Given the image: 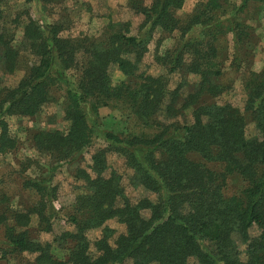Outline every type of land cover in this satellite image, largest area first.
I'll return each mask as SVG.
<instances>
[{
	"label": "trees",
	"instance_id": "trees-1",
	"mask_svg": "<svg viewBox=\"0 0 264 264\" xmlns=\"http://www.w3.org/2000/svg\"><path fill=\"white\" fill-rule=\"evenodd\" d=\"M4 3L0 0V60L7 72L15 70L20 58L31 63L15 84L2 85L0 79V115H34L60 81L55 66L75 69L74 82L63 77L67 130L37 131L34 145L52 160L53 171L98 139L106 143L93 151L89 164L75 169L84 188L76 194L70 216L74 230L62 235L66 257L54 256L48 243L33 240L26 229L31 214L43 217L53 194L45 182L53 173L44 185L35 179L24 182L41 194L36 203L0 214L8 245L35 253V264H264V69L245 78L243 110L230 103H198L203 94L223 91L213 82L223 72L221 37L232 32L236 41H242L246 35L239 24L227 26L216 19L219 0L204 1L184 19L176 14L184 0H151L148 5L128 0L143 16L141 27L149 23V31L159 27L179 32L182 49L171 58L170 67H183L187 55L185 67L200 75L198 87L184 94L179 85L168 87L163 75L138 73L149 36L131 33L129 22H110L102 40L91 41L62 36L57 24L43 28L29 20L15 48L1 26ZM198 25L203 26L198 37L185 40ZM112 65L123 75L117 83L111 81ZM114 99L126 101L136 117L153 125L152 133L122 138L101 131L89 110L97 114L100 106ZM191 105L195 107L189 124L178 125L179 111ZM15 146L16 138L2 117L0 152ZM114 152L131 171L128 183L145 195L135 199L128 195L123 173L109 167L108 156ZM189 152L223 163L228 173L237 172L245 181L243 189L224 196L219 174L191 160ZM109 220L118 229L107 226ZM98 227L101 234L91 240L86 232ZM237 241L246 246L245 259L238 257Z\"/></svg>",
	"mask_w": 264,
	"mask_h": 264
},
{
	"label": "rangeland",
	"instance_id": "rangeland-1",
	"mask_svg": "<svg viewBox=\"0 0 264 264\" xmlns=\"http://www.w3.org/2000/svg\"><path fill=\"white\" fill-rule=\"evenodd\" d=\"M148 5L151 0H138ZM206 0H184L180 9L176 11L178 17L184 19L192 13L196 6H203ZM221 8L217 10L216 19L222 20L227 26L239 24L246 33L242 41H236L232 32L221 37L219 41L220 62L222 75L215 78L223 91L219 95L203 94L198 103L223 104L230 103L243 110L247 96L245 94V78L249 72H259L264 69V3L260 0H219ZM33 20L43 28L50 24H57L62 36H70L91 41L102 40L108 23L129 22L131 33H148L147 50L138 63V73L163 75L170 88L180 86L181 92L187 93L196 89L200 82V75L191 73L185 65L189 57L185 55L183 67L172 69L171 58L182 49L183 39L179 32H166L159 27L149 31V23L141 27L143 16L128 4V0H5L3 5L4 27L16 48L22 40L24 24ZM203 26H194L185 35L188 38L198 37ZM30 61L19 59L17 67L12 72L5 71L0 60V79L2 85L15 84L25 73ZM57 84L50 91L49 99L43 103L34 115H0L4 117L8 131L16 138V146L10 150L0 152V214L10 215L13 209L28 208L40 198V193L31 187H25L24 182L29 179L40 181L42 185L53 173L51 180L45 182L52 189L48 206L44 207L43 217L30 215V223L26 227L33 240L48 243L50 251L58 258L67 255L66 240L62 235L66 231L74 230L70 216L74 212L75 196L82 191V183L75 177L78 165L90 163V156L97 147L106 143L98 139L95 144L82 152L76 159L61 162L52 170L54 163L45 153L39 152L33 141L37 131L58 129L66 131L69 121L65 118L64 108L67 104V81H75L77 70L59 69ZM111 81L117 83L123 79L122 73L115 65L110 67ZM64 77V78H63ZM63 78V79H62ZM181 101L179 102V106ZM195 105L181 109L176 117L178 125L189 124L191 113ZM91 117L96 119L98 127L103 132H112L122 138L132 137L141 133L150 134L153 125L145 123L136 117L130 105L122 99L110 100L106 105L97 109V114L89 110ZM162 119L161 117H159ZM149 125V126H148ZM159 155V152H156ZM188 157L202 163L213 170L222 179L224 196L238 194L243 189L245 181L237 172H226L223 163L202 158L196 152H189ZM109 167L123 173L124 184L128 195L135 199L145 195L141 188H135L128 183L131 171L125 166L122 156L111 153L108 156ZM47 189V188H46ZM82 189V190H81ZM8 223H12L9 219ZM118 229L112 220L105 223ZM4 225V224H3ZM0 225V264H35V253L13 250L3 236L4 227ZM102 227L88 230L86 235L93 240L101 234ZM257 230L253 229L252 235ZM245 244L237 241V252L240 259H245ZM93 252V247L90 248Z\"/></svg>",
	"mask_w": 264,
	"mask_h": 264
}]
</instances>
